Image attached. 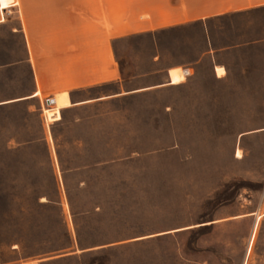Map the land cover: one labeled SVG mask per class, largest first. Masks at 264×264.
I'll use <instances>...</instances> for the list:
<instances>
[{
    "label": "rangeland",
    "instance_id": "rangeland-1",
    "mask_svg": "<svg viewBox=\"0 0 264 264\" xmlns=\"http://www.w3.org/2000/svg\"><path fill=\"white\" fill-rule=\"evenodd\" d=\"M21 2L0 23L2 263L264 264V14L113 40L107 8Z\"/></svg>",
    "mask_w": 264,
    "mask_h": 264
},
{
    "label": "crops",
    "instance_id": "crops-1",
    "mask_svg": "<svg viewBox=\"0 0 264 264\" xmlns=\"http://www.w3.org/2000/svg\"><path fill=\"white\" fill-rule=\"evenodd\" d=\"M70 0V15L75 17L79 7H82L83 15L90 13V7H98L99 16H102L101 9L106 8L109 13H113L116 21L120 16L119 25L116 26L118 33L112 39H122L143 34H150L164 29L177 28L185 24L206 21L215 18H225L233 15H261L264 14V0ZM15 7L22 8L21 0H0V23L5 21L4 11ZM77 7V8H76ZM20 12V11H19ZM97 13V12H96ZM73 20V19H72ZM27 45L31 57L32 67L38 90L32 97L42 95L41 82L45 78L39 76L40 70L37 69L39 64L35 58V43L33 35L28 31L24 22ZM254 38L264 39V36H255ZM246 44H239L243 47ZM105 73L94 79V82L108 83L116 82L115 79L122 74L121 70H116L112 50L106 47L105 53ZM217 66V65H216ZM215 66V67H216ZM220 67L222 65H219ZM223 70L224 67L222 66ZM216 71V69H215ZM225 71V70H224ZM217 75V74H216ZM225 75V74H224ZM218 77V76H217ZM43 78V80H42ZM222 78V77H218ZM109 79V80H108ZM91 84V83H90ZM63 97L72 98L67 91H62L54 96V100ZM84 102H72L74 105L84 104ZM53 114V109H46ZM54 117V116H53ZM52 118H49L51 120ZM62 119V118H61ZM60 121V120H59ZM0 264H3L0 258Z\"/></svg>",
    "mask_w": 264,
    "mask_h": 264
},
{
    "label": "bare ground",
    "instance_id": "bare-ground-1",
    "mask_svg": "<svg viewBox=\"0 0 264 264\" xmlns=\"http://www.w3.org/2000/svg\"><path fill=\"white\" fill-rule=\"evenodd\" d=\"M186 72H187V71H184V74H185V75L187 74ZM216 74H217L218 77H223V76H224L225 71L223 70L222 66H221V67H220V66H217V67H216ZM52 99L54 100V98H52ZM54 104H55V100H54V102L50 105V107H52ZM236 158H238V159L241 158L240 153L237 154Z\"/></svg>",
    "mask_w": 264,
    "mask_h": 264
},
{
    "label": "trees",
    "instance_id": "trees-1",
    "mask_svg": "<svg viewBox=\"0 0 264 264\" xmlns=\"http://www.w3.org/2000/svg\"><path fill=\"white\" fill-rule=\"evenodd\" d=\"M173 29H176V28H170V29H164V30H161L160 32H163V31H168V30H173ZM122 39H124V38H122ZM116 40H120V39H116ZM108 83H105V84H103L104 86L105 85H107ZM92 88V87H91ZM71 98L73 99V92L71 93ZM20 102V101H19ZM52 201L51 200H49V201H47L46 202V204H49V203H51ZM71 203V202H70ZM61 249H58V251H60Z\"/></svg>",
    "mask_w": 264,
    "mask_h": 264
},
{
    "label": "water",
    "instance_id": "water-1",
    "mask_svg": "<svg viewBox=\"0 0 264 264\" xmlns=\"http://www.w3.org/2000/svg\"><path fill=\"white\" fill-rule=\"evenodd\" d=\"M186 73H188V72H186ZM53 102H54L53 99H50V100H49V103H50V104H52Z\"/></svg>",
    "mask_w": 264,
    "mask_h": 264
},
{
    "label": "built area",
    "instance_id": "built-area-1",
    "mask_svg": "<svg viewBox=\"0 0 264 264\" xmlns=\"http://www.w3.org/2000/svg\"><path fill=\"white\" fill-rule=\"evenodd\" d=\"M49 100H50V99H48V100H47V105H48V106H50V105H51V104L49 103Z\"/></svg>",
    "mask_w": 264,
    "mask_h": 264
}]
</instances>
